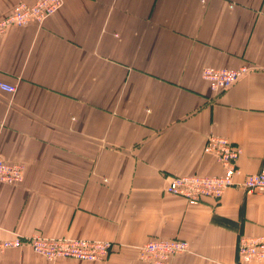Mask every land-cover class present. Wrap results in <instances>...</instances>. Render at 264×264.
<instances>
[{"label":"crops","instance_id":"0c3cea01","mask_svg":"<svg viewBox=\"0 0 264 264\" xmlns=\"http://www.w3.org/2000/svg\"><path fill=\"white\" fill-rule=\"evenodd\" d=\"M34 1L0 0V20ZM241 66L222 92L203 75ZM0 82L16 86L0 89V157L24 165L0 181V236L113 243L104 261L22 246L0 264H150L137 247L154 238L188 241L170 264H238L240 236L264 237V192L190 205L163 190L221 171L212 134L241 147L237 183L264 167V0H64L0 33Z\"/></svg>","mask_w":264,"mask_h":264},{"label":"built area","instance_id":"2783aa9c","mask_svg":"<svg viewBox=\"0 0 264 264\" xmlns=\"http://www.w3.org/2000/svg\"><path fill=\"white\" fill-rule=\"evenodd\" d=\"M64 0H35L33 3L20 2L15 5L8 17L0 20V33L10 25L24 26L32 21L42 22L55 13ZM249 71L246 66L233 68L203 69V75L210 82L211 88L222 92L231 87ZM0 89L14 92L16 86L0 82ZM206 153L216 156L221 171L213 175L189 174L174 175L166 179L163 190L167 194L182 197L190 205L205 198L220 199L233 185H240L248 191L264 192V167L257 172L244 175L241 182L234 178L241 173L237 160L242 152L240 146L230 139L219 135H210L204 145ZM24 165L0 157V181L18 184L23 181ZM30 247L34 252L54 260L56 258H79L88 260L105 259L111 252L113 243L105 240L49 236L35 233L30 236L15 234L10 238L0 236V254L10 248ZM189 251V243L182 239H150L137 247L138 258L150 264H170V259ZM264 261V237L242 235L237 243V262L245 264Z\"/></svg>","mask_w":264,"mask_h":264},{"label":"rangeland","instance_id":"374dc122","mask_svg":"<svg viewBox=\"0 0 264 264\" xmlns=\"http://www.w3.org/2000/svg\"><path fill=\"white\" fill-rule=\"evenodd\" d=\"M64 237H67V236H64ZM69 238H74V237H69ZM75 238H81V239H90V240H99V239H91V238H82V237H75ZM105 241H107V240H105ZM112 250V249H111ZM111 253V252H110ZM109 256V255H108ZM107 256V257H108ZM106 257V258H107ZM61 258H63V257H61ZM106 258L105 259H97V260H95V261H104V260H106ZM76 259H79V258H76ZM81 260H88V259H81Z\"/></svg>","mask_w":264,"mask_h":264}]
</instances>
